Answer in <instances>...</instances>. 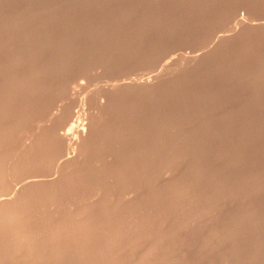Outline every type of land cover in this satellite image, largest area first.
<instances>
[{
	"label": "rangeland",
	"instance_id": "obj_1",
	"mask_svg": "<svg viewBox=\"0 0 264 264\" xmlns=\"http://www.w3.org/2000/svg\"><path fill=\"white\" fill-rule=\"evenodd\" d=\"M0 196V264H264V0H0Z\"/></svg>",
	"mask_w": 264,
	"mask_h": 264
},
{
	"label": "bare ground",
	"instance_id": "obj_2",
	"mask_svg": "<svg viewBox=\"0 0 264 264\" xmlns=\"http://www.w3.org/2000/svg\"><path fill=\"white\" fill-rule=\"evenodd\" d=\"M250 10V9H249ZM233 11V10H232ZM255 11V10H254ZM249 20V19H248ZM238 24H240L241 25V23H239L238 22ZM243 24V23H242ZM227 31V30H226ZM230 32V31H229ZM221 37H222V35H221ZM220 37V39H222V38H224V37H222L221 38ZM154 53V52H153ZM153 55V54H152ZM160 56V55H159ZM167 58V57H166ZM165 60V59H164ZM156 63V62H155ZM166 65H168V64H166ZM165 66H163V68H164ZM165 69V68H164ZM173 73V72H172ZM237 73V72H236ZM170 76V75H169ZM243 76V75H242ZM255 76V75H254ZM69 78V77H68ZM245 79V78H244ZM249 79V78H248ZM114 81V80H113ZM71 85L72 86H69V88H68V90H67V92H69L70 94H72V93H74L75 91H76V89H80L81 90V88H82V83H78L77 81L76 82H73V83H71ZM113 86V85H112ZM259 86V85H258ZM65 87V86H64ZM110 88V87H109ZM212 89V88H211ZM110 90V89H109ZM51 91V90H50ZM65 91V90H64ZM107 93V92H106ZM76 94V93H75ZM60 95V94H59ZM64 95V94H63ZM67 95V94H66ZM71 96H73V95H71ZM100 96V95H99ZM216 96V95H215ZM105 97V96H104ZM68 98V97H67ZM67 98H65V99H67ZM72 97H70L69 98V100L71 99ZM77 98V97H76ZM100 99H101V97H100ZM196 99V98H195ZM80 101V100H79ZM64 102L65 101H63V100H61L59 103H58V105L56 106V108L55 109H53V110H51V112H47L45 115H42L43 117V119L45 120V122H47V123H50V122H52V119L53 118H58L59 119V123L52 129V136H54V138H58L61 142H62V144L63 143H68V142H71V141H75V140H77L78 138H81V137H83L84 136V134H85V132H86V128H84V127H81L82 125H81V122H83V121H81V118H82V112H83V105H81V104H78L79 105V107H80V110L78 109V107H77V111H75V113L72 111V109H70V108H67V107H65V105H64ZM100 102V101H99ZM66 103V102H65ZM101 103H103V101H101ZM76 104V103H75ZM100 104V103H99ZM67 106V105H66ZM72 106V105H71ZM70 107V106H69ZM48 108V107H47ZM72 108H74V107H72ZM75 109V108H74ZM199 109V108H198ZM56 111L55 113H53V111ZM37 113V112H36ZM42 114V113H41ZM86 114V113H85ZM33 115V114H32ZM35 115V114H34ZM90 115V114H89ZM221 116V115H220ZM83 117H85V116H83ZM195 118V117H194ZM17 122V121H16ZM21 122V121H20ZM26 122V121H25ZM18 123V122H17ZM16 123V124H17ZM35 123V122H34ZM18 125H19V123H18ZM22 125V124H21ZM85 125V124H84ZM47 126V125H46ZM20 127V126H19ZM24 127V126H23ZM47 128V127H46ZM39 129H41V128H39ZM48 129V128H47ZM46 130V129H45ZM15 131V130H14ZM20 131V130H19ZM22 133V132H21ZM16 135H17V133H16ZM50 136H51V134H50ZM49 136V137H50ZM51 136V137H52ZM86 136V135H85ZM229 136V135H228ZM29 137V136H28ZM50 137V138H51ZM30 138V137H29ZM26 140H28L27 139V136H26ZM52 140V139H51ZM49 141V140H48ZM54 141V140H53ZM52 142V141H51ZM78 142V141H77ZM76 142V143H77ZM54 143H55V141H54ZM57 143V142H56ZM75 143V144H76ZM52 144V143H51ZM59 144H60V142H59ZM61 144V145H62ZM49 145V144H48ZM65 145V144H64ZM67 145V144H66ZM69 145V144H68ZM51 146V145H50ZM53 146V145H52ZM58 146H60V145H58ZM56 147V145L54 146V147H51V148H55ZM66 147V146H65ZM64 147V148H65ZM68 147V146H67ZM66 147V148H67ZM72 147V146H71ZM71 147H68V148H70L71 149ZM67 148V149H68ZM61 149H63V148H61ZM55 150H57L56 148H55ZM61 151V150H60ZM64 151H66L65 149H64ZM53 152H55L54 150H53ZM73 152H74V150H73ZM56 155H58V154H56ZM52 156H54V155H52ZM51 156V157H52ZM65 156H67V157H65ZM65 156H59V157H61L64 161H69V160H71V157H69L68 155H65ZM58 158V157H57ZM61 158H60V161H61ZM58 161H59V158L57 159ZM59 161V162H60ZM62 163H63V161H61ZM62 163H59V164H62ZM58 164V165H59ZM6 196V195H5ZM1 197V196H0ZM3 198H4V195H3ZM46 250V249H45ZM12 251V250H11ZM7 253V252H6ZM11 253V252H10ZM1 255V254H0ZM6 255V254H5ZM12 256V255H11ZM4 258V257H3ZM14 258V257H13ZM13 260V259H12ZM55 262V261H54ZM56 264V263H55Z\"/></svg>",
	"mask_w": 264,
	"mask_h": 264
}]
</instances>
